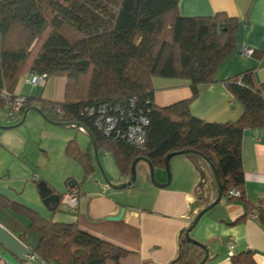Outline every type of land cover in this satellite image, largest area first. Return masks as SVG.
<instances>
[{
  "label": "trees",
  "instance_id": "trees-1",
  "mask_svg": "<svg viewBox=\"0 0 264 264\" xmlns=\"http://www.w3.org/2000/svg\"><path fill=\"white\" fill-rule=\"evenodd\" d=\"M179 1L0 0V92L13 95L28 72L45 73L46 80L62 77L61 102L25 97L22 111L37 101L45 119L85 126L97 149L112 153L128 178L137 157L164 168L167 154L194 150L215 167L222 197L243 200L241 140L245 129L264 128V91L255 85L252 72L245 71L223 82L243 108L236 121L207 122L191 113L200 86L214 81L217 66L232 52L237 23L225 13L184 17ZM158 79L186 80L190 95L159 106L154 102ZM100 105L146 117L144 143L135 146L97 131L85 110ZM65 151L83 167L84 177L93 174L92 155L81 151L75 139ZM232 189L240 190V196L229 197ZM0 204L27 218L29 229L39 235L33 253L46 264H122L123 249L75 224L46 219L2 198ZM259 211L264 219V209ZM205 247L183 232L178 256L170 264H198ZM231 261L256 264L250 253Z\"/></svg>",
  "mask_w": 264,
  "mask_h": 264
},
{
  "label": "crops",
  "instance_id": "crops-1",
  "mask_svg": "<svg viewBox=\"0 0 264 264\" xmlns=\"http://www.w3.org/2000/svg\"><path fill=\"white\" fill-rule=\"evenodd\" d=\"M178 5L184 17L225 13L236 21L232 52L217 66L214 81L200 86L190 105L191 113L204 121H236L243 108L223 82L250 70L255 85L264 91V0H180ZM242 47L254 53L241 55ZM28 77L29 72L20 77L14 94L52 102L63 100L64 78L51 77L33 85ZM189 95L186 80L156 81L154 102L159 106ZM29 106L38 107V103L32 101L25 108ZM24 111L19 117H11L0 102V198L46 219L75 224L81 231L123 249L122 264H170L177 258L181 235L197 213L216 198L213 174L201 157L174 155L170 159L171 180L165 187L150 182L147 171L140 167L139 185L114 189L105 182L91 141L82 130L50 122L31 110L20 122ZM72 139L93 157L94 172L88 177H84L83 167L66 154L67 142ZM97 155L109 181L118 184L129 179L121 173L112 153L98 149ZM241 162L244 199L222 197L190 232L208 250L205 264H232L231 257L244 253H250L256 264H264V219L259 218V207L264 205V128L243 131ZM164 171L155 167L160 185L167 181ZM68 179L78 188V204L72 211L59 204ZM41 182L50 190L47 201L40 195ZM0 223L29 249L36 248L39 235L29 229L25 216L0 204ZM230 240L231 250L227 246ZM22 262L0 244V264Z\"/></svg>",
  "mask_w": 264,
  "mask_h": 264
},
{
  "label": "built area",
  "instance_id": "built-area-1",
  "mask_svg": "<svg viewBox=\"0 0 264 264\" xmlns=\"http://www.w3.org/2000/svg\"><path fill=\"white\" fill-rule=\"evenodd\" d=\"M241 55L250 56L254 50L248 47H242ZM46 74L29 72L28 82L33 85H39L45 82ZM0 102L9 110L11 117H19L22 108L25 104V97L10 94L6 90L0 92ZM118 115L116 112H118ZM85 113L89 117L94 118V126L102 135L125 140L126 142L138 146L144 143L145 125L147 118L143 115L125 114L118 107L110 108L108 105H100L94 108H87ZM240 190L232 189L228 192L229 197H239ZM59 204L61 208L74 210L78 204V188L75 184L67 183L65 192L61 195ZM264 209V205H261ZM228 249L231 250L233 241L227 242ZM22 264H46L32 252L31 255H26Z\"/></svg>",
  "mask_w": 264,
  "mask_h": 264
},
{
  "label": "water",
  "instance_id": "water-1",
  "mask_svg": "<svg viewBox=\"0 0 264 264\" xmlns=\"http://www.w3.org/2000/svg\"><path fill=\"white\" fill-rule=\"evenodd\" d=\"M30 110L40 112V109L38 107L29 106L28 108L25 109L24 114H23L20 122H23L25 120L26 115ZM56 124H59V125L64 126V127H74V128L78 127L80 130H82L89 137L91 144H92V147L95 151V158H96L97 164H98L99 168L101 169L102 173L104 174V180L109 187L114 188V189L126 188V187L130 186L135 181V179H136V165L139 161H144L149 165V172H150L151 181L155 185L165 187L170 183V180H171L170 159L174 155L195 154V155L201 157L209 165L211 172L213 174L214 182L216 185V198L214 201H212L210 204L205 206L203 209H201L197 213L192 224L185 231V238L187 240L199 245V246L205 247L202 243L193 239L190 235V232L193 230V228L198 223V221L201 219V217L205 213H207L211 208H213L216 204H218L222 198V187H221L220 180L218 178L215 167L213 166V164L210 162V160L207 157H205L204 155H202V154H200L194 150H191V149H185V150H182L180 152L167 154L164 158V170L166 172L167 181H166V183L161 184V185L158 184L155 180V177H154L155 167H154L153 163L149 159H147L146 157H137L133 160V162L131 164V172H130L129 179L127 181L122 182V183L114 184L111 181H109V179L106 177L104 171L102 170V168L100 166V163L98 160V155H97L98 149L95 145V140H94V137H93L91 131L88 128H86L85 126H79L77 123L62 122V123H56ZM39 188H40V195L45 198L44 201H47L50 197H46V196L50 193V190L47 188V186L44 182H41L39 184ZM121 216H122V213L119 215V217H121ZM119 217H117V218H119ZM0 244L2 246H4L10 253H12L15 257H17L21 261H24L25 256L31 255L33 252L31 249H29L22 242V240L19 239V237L15 236L12 232H10L7 228H5L1 223H0ZM207 259H208V250L205 247V255H204L203 259L198 264H205L207 262Z\"/></svg>",
  "mask_w": 264,
  "mask_h": 264
},
{
  "label": "rangeland",
  "instance_id": "rangeland-1",
  "mask_svg": "<svg viewBox=\"0 0 264 264\" xmlns=\"http://www.w3.org/2000/svg\"><path fill=\"white\" fill-rule=\"evenodd\" d=\"M140 167H143L147 171L149 181L152 182L151 177H150V172H149V165L144 161H139L137 163V167H136V180L131 185H139L138 184L139 183V177H137V174H139V168ZM171 174H172V170H171ZM165 175H166V172H165ZM154 177H155V180L157 181L158 175L156 174V172L154 173ZM166 178H167V176H166Z\"/></svg>",
  "mask_w": 264,
  "mask_h": 264
}]
</instances>
